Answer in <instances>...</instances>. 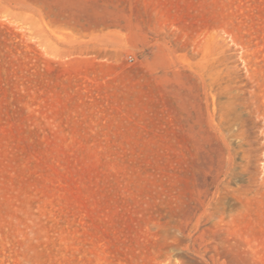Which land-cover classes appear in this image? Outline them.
Returning <instances> with one entry per match:
<instances>
[{
    "label": "rangeland",
    "instance_id": "obj_1",
    "mask_svg": "<svg viewBox=\"0 0 264 264\" xmlns=\"http://www.w3.org/2000/svg\"><path fill=\"white\" fill-rule=\"evenodd\" d=\"M0 264H264V0H0Z\"/></svg>",
    "mask_w": 264,
    "mask_h": 264
}]
</instances>
